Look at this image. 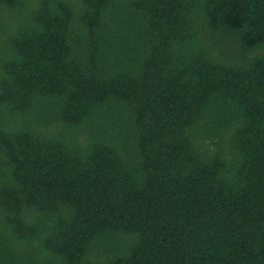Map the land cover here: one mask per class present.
Here are the masks:
<instances>
[{"label":"trees","instance_id":"1","mask_svg":"<svg viewBox=\"0 0 264 264\" xmlns=\"http://www.w3.org/2000/svg\"><path fill=\"white\" fill-rule=\"evenodd\" d=\"M0 264H264V0H0Z\"/></svg>","mask_w":264,"mask_h":264}]
</instances>
